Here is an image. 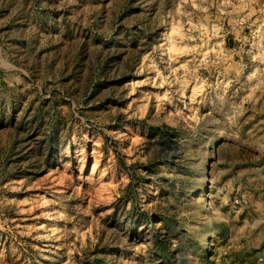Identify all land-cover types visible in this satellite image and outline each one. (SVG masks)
Instances as JSON below:
<instances>
[{
	"label": "rangeland",
	"instance_id": "374dc122",
	"mask_svg": "<svg viewBox=\"0 0 264 264\" xmlns=\"http://www.w3.org/2000/svg\"><path fill=\"white\" fill-rule=\"evenodd\" d=\"M0 264H264V0H0Z\"/></svg>",
	"mask_w": 264,
	"mask_h": 264
}]
</instances>
